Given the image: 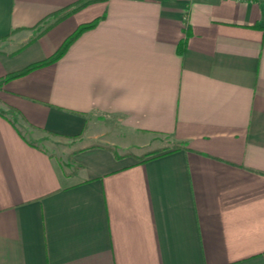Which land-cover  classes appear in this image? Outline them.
Masks as SVG:
<instances>
[{"label":"crops","instance_id":"0c3cea01","mask_svg":"<svg viewBox=\"0 0 264 264\" xmlns=\"http://www.w3.org/2000/svg\"><path fill=\"white\" fill-rule=\"evenodd\" d=\"M84 1L0 0V77L97 19L0 85V264H264V0ZM93 113L179 147L78 144Z\"/></svg>","mask_w":264,"mask_h":264},{"label":"rangeland","instance_id":"374dc122","mask_svg":"<svg viewBox=\"0 0 264 264\" xmlns=\"http://www.w3.org/2000/svg\"><path fill=\"white\" fill-rule=\"evenodd\" d=\"M88 134L95 135L94 138ZM46 150L52 153L61 164L68 161L66 155L67 143L55 137H40L36 140ZM62 141V142H61ZM107 141L116 152L128 151L137 153L138 157H143L147 153L160 151L174 146L175 142L166 135L159 134H139L128 131L121 127L118 120L112 115H101L93 113L88 118L86 135L78 144H88L91 142ZM106 143V142H105ZM67 165L66 168H70Z\"/></svg>","mask_w":264,"mask_h":264},{"label":"trees","instance_id":"16d2710c","mask_svg":"<svg viewBox=\"0 0 264 264\" xmlns=\"http://www.w3.org/2000/svg\"><path fill=\"white\" fill-rule=\"evenodd\" d=\"M87 0H85L84 2H86ZM70 11V9H65L61 14L62 15H65L67 14L68 12ZM96 20L97 19H93L91 21H88V22H85V23H81L79 24L75 30L69 34L63 41L62 43L58 46V48L53 52L51 53L50 55L46 56L45 58L43 59H40V60H37V61H34V62H31L27 65H25L24 67H21L19 69H16V70H13V71H10V72H7L5 73L2 77H0V85L3 84L4 82H6L7 80L11 79V78H14V77H17V76H20V75H23L27 72H29L30 70L36 68V67H39L41 65H44V64H47V63H50V62H53L55 61L56 59H58L63 53L64 51L67 49V47L69 46V44L71 42H73L76 37L84 30L94 26V24L96 23ZM30 40V39H29ZM29 40L27 42H29ZM26 42V43H27ZM183 43V41H181ZM182 43H180V46H178V51H181V49L183 48V45ZM0 113H3L2 111H0ZM174 148H178L179 145H175L173 146ZM158 151H153L149 154H156ZM148 154V153H147ZM146 154V155H147ZM67 164L68 165H72L73 164V161L71 159V155H69L68 157V161H67ZM77 166L79 164H76Z\"/></svg>","mask_w":264,"mask_h":264}]
</instances>
